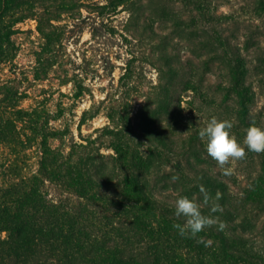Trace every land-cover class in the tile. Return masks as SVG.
Returning <instances> with one entry per match:
<instances>
[{"label": "trees", "instance_id": "trees-1", "mask_svg": "<svg viewBox=\"0 0 264 264\" xmlns=\"http://www.w3.org/2000/svg\"><path fill=\"white\" fill-rule=\"evenodd\" d=\"M129 1L109 0L107 7L115 11ZM206 2L184 0L196 11L188 23L197 21L209 36L207 58H183L170 45V35L153 28V23L166 19L163 5L156 21L145 16V23L151 24L150 64L156 83L148 87L133 118L128 101L115 110L107 108L109 123L91 135H81L87 115L83 111L77 125L79 141L64 117L63 101L54 114L38 105L24 110L11 103L10 88L0 85V264H264V251L245 237L233 206L223 203L227 185L212 169L213 159L198 135L205 125L182 116V100L189 93L194 100L205 98L215 105L212 96L208 94V101L203 94L206 77L215 67L223 71L222 80L206 89L213 96L222 94L233 132L250 126L254 91L247 82V47L232 45L211 29ZM249 2L254 18L264 16V0ZM23 4L24 0H0V63L14 55L13 26L30 17L11 13L10 8ZM34 17L43 43L35 53L33 77L45 80L57 62L60 36L51 23L57 16ZM135 62V56L125 62L119 78L124 90L133 88ZM256 64L264 67V61ZM73 86L71 98H82L83 86L75 81ZM56 121L63 124H50ZM14 146L33 149L35 173L19 176L14 158L5 152ZM173 175L179 176L175 183ZM201 185L213 195L222 193V211L211 213L202 207V213L219 217L227 226L223 231L207 228L196 239L182 237L173 227L184 222L174 214V190L182 189L184 196L202 202ZM241 194L242 201L264 202V153L258 175ZM201 237L209 246L197 243Z\"/></svg>", "mask_w": 264, "mask_h": 264}, {"label": "rangeland", "instance_id": "rangeland-1", "mask_svg": "<svg viewBox=\"0 0 264 264\" xmlns=\"http://www.w3.org/2000/svg\"><path fill=\"white\" fill-rule=\"evenodd\" d=\"M108 1L24 0L18 9L10 8L14 16L21 14L30 17L13 26L15 33L11 40L14 43V55L7 63H0V85L5 84L10 88L14 96L11 103L24 110L38 105L54 114L63 101L64 117L77 141V125L83 111H87V115L80 128L81 135H91L95 129L109 123L106 118L107 108L115 110L128 101L132 107L130 116L133 118L148 93V87L156 83L157 73L154 65L150 64L154 62L151 54L153 39L149 35L151 24H146L144 17L150 15L155 20L160 16L162 5L167 11L166 19L161 24L160 21L153 23V28L157 32L169 34L170 45L178 48L183 58L194 59L195 62L207 58L209 36L202 32L197 21L191 25L188 23L196 11L184 0H130L118 6L115 11L107 7ZM206 6L210 13L207 22L211 29L219 32L232 45L242 48L245 44L247 47L243 51L250 64L247 82L254 91V101L249 112L250 124L255 122L264 128V67H257L256 64L264 61V16L253 17L249 0H207ZM103 7L106 8L100 9ZM36 14L57 16L51 23L57 27L56 33L60 36L57 62L45 80H35L33 77L37 66L35 53L43 43L36 29ZM132 56L138 60L135 62L136 77L133 78V88L124 90L120 88L119 78L126 60ZM223 75L220 68L213 67L206 77L203 94L208 101L209 96H212L215 105L207 103L205 98L194 100L189 93L181 104L184 118L204 126L212 117L220 120L231 117L229 108L223 104L222 94L215 93L213 96L206 89L207 84L222 80ZM62 80L72 82L62 85ZM74 81L84 88V94L78 100L71 98ZM50 124L58 127L63 122ZM232 134L242 144L245 130L237 129ZM11 149L5 152L14 158L19 176L35 173L37 159L33 149L24 150L18 146ZM204 152L207 154V151ZM102 153L111 152L103 150ZM260 158L261 153L247 151L245 159L231 162L230 166L234 169L232 175H224L214 160L212 169L227 185L224 205L233 206L238 222L242 223L245 237L257 249L264 251V202L257 205L253 199H241L242 191L259 173ZM174 191H177L174 198L184 196L180 193L182 189Z\"/></svg>", "mask_w": 264, "mask_h": 264}, {"label": "clouds", "instance_id": "clouds-1", "mask_svg": "<svg viewBox=\"0 0 264 264\" xmlns=\"http://www.w3.org/2000/svg\"><path fill=\"white\" fill-rule=\"evenodd\" d=\"M191 126V125H190ZM233 123L230 120H220L212 117L204 127L199 129L198 135L206 142L207 154L217 163L224 175H232L233 167L231 162L246 158L247 151L257 154L264 153V128L252 122L245 130L242 144L237 137L232 134ZM247 149V151H246ZM179 179L178 175H173L171 181L175 183ZM202 202H198L196 197L178 196L175 200V216L183 217L184 222L176 223L173 227L182 237L196 239L198 234L207 228L216 226L219 231L226 228V223L214 215H204L202 207H208L211 213L222 211L219 200L222 193L217 190L215 195L208 191L203 185L200 186ZM197 243H204L209 246L201 237Z\"/></svg>", "mask_w": 264, "mask_h": 264}]
</instances>
